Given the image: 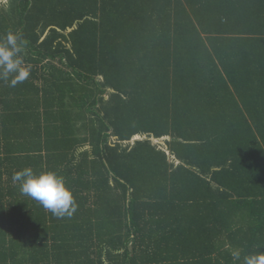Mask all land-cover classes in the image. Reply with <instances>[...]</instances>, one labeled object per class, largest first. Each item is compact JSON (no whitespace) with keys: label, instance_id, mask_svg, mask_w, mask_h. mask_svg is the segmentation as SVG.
Masks as SVG:
<instances>
[{"label":"trees","instance_id":"1","mask_svg":"<svg viewBox=\"0 0 264 264\" xmlns=\"http://www.w3.org/2000/svg\"><path fill=\"white\" fill-rule=\"evenodd\" d=\"M8 31L32 71L0 81V264L264 253V0H9ZM25 167L75 211L22 194Z\"/></svg>","mask_w":264,"mask_h":264},{"label":"clouds","instance_id":"2","mask_svg":"<svg viewBox=\"0 0 264 264\" xmlns=\"http://www.w3.org/2000/svg\"><path fill=\"white\" fill-rule=\"evenodd\" d=\"M27 41L19 31H8L0 38V81L10 87L24 83L31 75V65L24 58ZM12 180L19 184L20 192L38 201L55 217L71 215L76 209L75 198L66 186L62 176L54 171L35 173L25 167L13 173ZM239 261L241 253H233ZM243 264H264V253L249 254L243 257Z\"/></svg>","mask_w":264,"mask_h":264},{"label":"water","instance_id":"3","mask_svg":"<svg viewBox=\"0 0 264 264\" xmlns=\"http://www.w3.org/2000/svg\"><path fill=\"white\" fill-rule=\"evenodd\" d=\"M72 29H68V32H70ZM142 139H145V137L143 136H140V135H135V136H133L132 138H131V140L129 141L131 144H134L135 143V141H138V140H142ZM150 140L154 143V144H160L161 146H164V140H169V137H165V138H162L160 141H158L157 139H155V138H150ZM165 150H166V154L168 155V156H170V152L165 148ZM171 158H174L172 155L170 156ZM177 164H178V162H177Z\"/></svg>","mask_w":264,"mask_h":264},{"label":"crops","instance_id":"4","mask_svg":"<svg viewBox=\"0 0 264 264\" xmlns=\"http://www.w3.org/2000/svg\"><path fill=\"white\" fill-rule=\"evenodd\" d=\"M9 0H0V4H7Z\"/></svg>","mask_w":264,"mask_h":264}]
</instances>
